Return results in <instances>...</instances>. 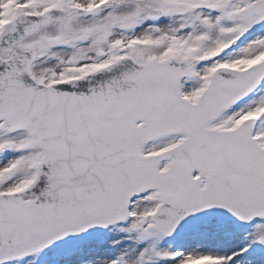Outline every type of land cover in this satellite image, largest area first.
Wrapping results in <instances>:
<instances>
[{
    "label": "snow or ice",
    "instance_id": "6c2138e0",
    "mask_svg": "<svg viewBox=\"0 0 264 264\" xmlns=\"http://www.w3.org/2000/svg\"><path fill=\"white\" fill-rule=\"evenodd\" d=\"M0 264H264V0H0Z\"/></svg>",
    "mask_w": 264,
    "mask_h": 264
}]
</instances>
